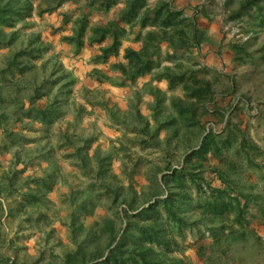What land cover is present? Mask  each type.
<instances>
[{
	"label": "trees",
	"instance_id": "trees-1",
	"mask_svg": "<svg viewBox=\"0 0 264 264\" xmlns=\"http://www.w3.org/2000/svg\"><path fill=\"white\" fill-rule=\"evenodd\" d=\"M67 2L75 3L76 11L63 12L62 23L55 31L62 33V43L74 47L75 55H80L86 44L98 47L97 54L92 57L94 65L109 64L119 76L117 81L95 67L91 76L99 83L136 84L161 69L156 72L154 81L158 84L166 81L170 91L179 90L182 96H171L169 106H165L166 95L157 86L151 92L155 98L152 107L154 124L142 118L140 113L135 115L143 122V127L139 126L138 132H133L139 149L159 153L156 164L148 162L152 168L143 171L147 165L143 163L144 158L138 156L131 159V168L125 166V179L120 180L112 172L111 154L102 158L100 149L94 153L95 167L91 169L83 164L93 182L82 192L80 211L93 217L96 203L103 199L107 200L111 210L117 205L121 207L115 212L117 220L104 217L101 223L94 222L88 229L78 226L79 232H85L82 241L85 246L67 253L61 264H191L184 256L187 247L179 243H185L189 233L197 238L196 242L188 244V250L196 256L197 262L232 264L235 261L226 251L233 243L261 240L257 225L264 226V190H255V184L248 187L245 182L248 181V170L262 171L264 168L261 162L264 148L231 119L225 121L220 132L207 130L211 114L219 116L223 122L225 119L223 110L211 108L216 97L211 81L200 76V69L175 70L162 66L163 44L178 52L193 47L200 49L207 42L195 18L184 26L185 20H180L182 12L165 1L150 8L149 0H83L82 5L78 0H0V50L11 48L13 43L18 45L0 65V96L2 90L13 88V79L17 75L33 70L32 61L43 59L50 49L39 33L21 35L18 24H23L21 29L31 28L34 15L42 18ZM262 2L264 0H245L232 17L240 18ZM115 8L118 13L114 18L92 23L94 14L106 16ZM131 34H135V42L141 43L139 49L123 48ZM232 49L238 55L237 59H242L240 52L246 53L244 46L233 45ZM170 57L167 53V60H171ZM112 58L117 61L112 62ZM68 77L58 66L53 71V82L44 78L40 84L34 82L30 89L26 88V100L14 105L13 124L5 126L0 122L3 139L8 142L3 141L6 150L18 145L19 139L29 141L17 132L18 122L21 130H32L34 125L47 128L55 123L63 105L70 99V86L76 82L74 79L67 81ZM56 86L58 93L55 95ZM15 87L20 90L18 85ZM4 101L5 98L0 97V107L5 105ZM40 101L43 105L38 104ZM66 133V142L72 145L73 141ZM118 149L124 150L122 146ZM139 175L141 178L147 175L145 180L149 179L157 188L147 186L149 190H135V177ZM48 179H41L44 193L54 188V181ZM260 182H264L263 173ZM12 186L13 183L0 184L1 216L5 211L2 199L9 196ZM191 190L200 200L195 206ZM32 199L40 201L41 197L32 194ZM191 207H194L196 217L187 214ZM206 233L211 239L208 244L203 242ZM214 247L224 249L221 257H206V250ZM0 264L15 263L4 259ZM47 264H55V261L50 260Z\"/></svg>",
	"mask_w": 264,
	"mask_h": 264
},
{
	"label": "rangeland",
	"instance_id": "rangeland-1",
	"mask_svg": "<svg viewBox=\"0 0 264 264\" xmlns=\"http://www.w3.org/2000/svg\"><path fill=\"white\" fill-rule=\"evenodd\" d=\"M163 1L170 2L173 8L182 12L180 20H185L184 26L195 18L196 25L205 33L207 42L200 49L193 47L191 50L178 52L163 44L162 66L175 70L200 69V76L211 81L216 94L211 108L223 110L226 120L223 122L219 116L211 114L207 130L220 132L225 121L231 119L258 146L264 148V2L236 19L232 14L239 10L245 0H149V7L154 8ZM78 4L82 5L83 0H78ZM75 8V3L67 2L42 18L34 15L30 21L31 28L21 29L23 24H18L17 29L21 35L39 33L50 49L44 53L43 59L32 61L31 64L35 67L33 70L13 79L12 89L2 90L0 97L5 98V105L0 107V122L5 126L13 124L14 105L22 99L26 100V88L30 89L34 82L40 84L44 78L53 82V71L58 66L70 76L67 81L74 79L76 82L70 86V99L63 105L62 113L57 116L54 124L47 128L34 125L32 130H21V123L16 124L17 132L25 136L28 142L19 139L18 145L6 150L3 144L8 142L3 139V129H0V184L13 183L9 196L2 199L5 211L2 216L0 212L1 261L9 259L15 264H47L53 260L55 264H61L67 253L77 251L81 245L85 246L82 243L85 232H79L78 226L82 225L83 230L88 229L94 222L101 223L104 217L117 220L115 212L121 206L117 205L111 210L104 199L96 203L93 217L85 216L80 211L82 192L93 182L83 164L89 165L91 169L95 167L94 153L100 149L102 158L111 154L112 172L120 180L125 179V166L131 168V159H137L138 156L144 158L143 163L147 165L143 171L152 168L148 162L156 164L159 153L139 149L133 132H138L137 127L142 128L143 122L136 119L135 115L140 113L142 118L147 119L151 125L154 124L152 107L155 98L151 92L157 86L166 95L165 106H169L171 96H182L179 90L170 91L166 81L159 84L154 81L156 72L161 69L136 84L119 86L108 81L99 83L91 76L93 68H98L112 79H117L118 73L109 64L94 65L92 57L97 54L98 47L86 44L82 53L75 55L74 47L62 43V33L55 31L62 23L63 12L69 10L75 13ZM117 11L115 8L106 16L94 14L92 23L112 19ZM135 30L138 31V28ZM134 36L135 34H131L124 41L123 48L141 47V43L134 41ZM16 44L13 43L9 49L0 50V65L10 50L18 47ZM233 45L244 46L246 53L240 52L242 59H237ZM167 53L171 60H167ZM111 61L117 59L112 58ZM180 65L184 67L181 68ZM53 93H58V86ZM38 104L43 105V102ZM65 133L73 141L72 145L66 142ZM120 146L124 150L118 149ZM261 162L264 164V159ZM24 168L26 171L21 172ZM262 173L264 174V168L262 171L248 170L246 176L249 182L245 184L248 187L255 184V190H264V182H260ZM45 177L49 178L47 181H54L53 190L47 193H44L45 186L41 184V179ZM146 177L147 175L135 177V190H149L147 186L157 188L149 179L145 180ZM193 190L190 194L195 206L200 200ZM32 194H38L41 200L33 201ZM187 214L197 216L194 207L192 210L188 208ZM257 227L260 241L233 243L226 251L235 261L232 264H264V226ZM196 241L193 233L188 234L185 243L179 241L187 247L184 256L191 264H201L192 251L188 250V244ZM203 242H211L208 233ZM223 252L224 249L208 248L205 256L220 258Z\"/></svg>",
	"mask_w": 264,
	"mask_h": 264
}]
</instances>
